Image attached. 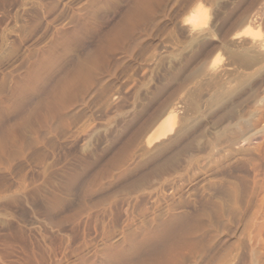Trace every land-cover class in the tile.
<instances>
[{
	"label": "rangeland",
	"instance_id": "1",
	"mask_svg": "<svg viewBox=\"0 0 264 264\" xmlns=\"http://www.w3.org/2000/svg\"><path fill=\"white\" fill-rule=\"evenodd\" d=\"M0 264H264V0H0Z\"/></svg>",
	"mask_w": 264,
	"mask_h": 264
},
{
	"label": "bare ground",
	"instance_id": "2",
	"mask_svg": "<svg viewBox=\"0 0 264 264\" xmlns=\"http://www.w3.org/2000/svg\"><path fill=\"white\" fill-rule=\"evenodd\" d=\"M201 15H202V11H201V8H199V9H197L195 12H194V14L191 16L192 17V20L194 21V22H196V21H198V19H200V17H201ZM201 20V19H200ZM199 20V21H200ZM243 24V23H242ZM249 25V24H248ZM244 27V26H243ZM188 28H190V27H188ZM248 29V28H247ZM246 31V30H245ZM248 31V30H247ZM246 33V32H245ZM242 34V33H241ZM240 34V35H241ZM235 36V35H234ZM255 44V43H254ZM249 49V48H248ZM173 114H174V109L173 110H169L165 115H164V117H163V119H162V121H161V123L159 124L160 126L158 127V130L156 131V133H155V137L156 138H159V137H161L162 135H164L168 130H169V124H170V122H171V119H172V117H173ZM152 135V134H151ZM252 137H253V139L254 140H257L258 139V134H257V132L256 133H253L252 134ZM147 140L145 141V142H147V143H151L152 142V140H153V138L150 136H148V138H146Z\"/></svg>",
	"mask_w": 264,
	"mask_h": 264
}]
</instances>
